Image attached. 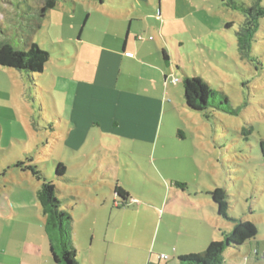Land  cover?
I'll list each match as a JSON object with an SVG mask.
<instances>
[{"label": "rangeland", "instance_id": "374dc122", "mask_svg": "<svg viewBox=\"0 0 264 264\" xmlns=\"http://www.w3.org/2000/svg\"><path fill=\"white\" fill-rule=\"evenodd\" d=\"M235 1L251 6L257 0ZM159 2L134 4L147 27L175 29L171 46L179 82L168 83L170 96L165 100L161 140L155 147L121 139L101 127L89 130L78 146L68 138L77 85L82 76H94L98 71L93 58L99 53L95 31L110 27L108 23L115 21L107 16L114 12L124 15L125 8L101 6L98 0H62L41 21L32 10L42 8L44 0H0V45L11 43L26 50L34 42L51 55L44 73L34 75L35 84L28 82L25 74L0 67V207L15 210L18 230L28 231L32 228L29 223L35 227L41 224L43 215L36 196L41 183L17 167L30 157L50 178H55L58 163L66 166L65 178L57 182V188L65 209L77 222L75 227L72 224L73 236L77 230L84 243L87 235H92L88 228L96 234V242L107 234L108 238L117 235L138 219L130 211L139 202H172L175 191L201 207V212L213 214L217 207L210 193L219 186L230 195V213L257 225L253 245L264 252V159L260 147L264 140V18L253 44V53L261 61L255 67L239 58L236 32L244 15L225 6L229 1L163 0L162 13ZM261 5L264 7V1ZM83 26L84 50L78 42ZM80 55L90 58L84 60ZM194 76L201 77L213 91L227 95L233 108L242 107L240 115L209 109L207 119L205 114L189 111L183 81ZM175 182L185 187H177ZM116 186L127 190L133 199L128 207L116 210L110 221L105 213L113 207ZM95 218L97 224H91ZM221 220L213 217L212 221L219 236L227 224ZM225 253L230 264L236 254L229 249ZM255 259L253 254L250 263L258 264ZM75 260L82 264L79 256ZM260 264H264L263 255Z\"/></svg>", "mask_w": 264, "mask_h": 264}, {"label": "crops", "instance_id": "0c3cea01", "mask_svg": "<svg viewBox=\"0 0 264 264\" xmlns=\"http://www.w3.org/2000/svg\"><path fill=\"white\" fill-rule=\"evenodd\" d=\"M162 1L159 2L160 13ZM99 2L101 6L125 8V13H112L107 18L115 22H109L108 28L98 27L95 31V34H99L98 42L95 43L99 53H95L93 58L97 60L98 71L94 76H82L83 81L77 85L70 117L69 128L72 130L68 138L73 140V145L78 146L84 142L89 130L101 127L108 132L114 131L121 139L156 147L161 140L165 100L170 96L168 83L173 84L176 75L175 51L171 46L175 40V29L167 25L152 29L144 24L139 11H134V4H149L150 0ZM84 29L85 26L78 37L83 50L87 49L84 46L86 41L82 39ZM164 53L168 55V60H165ZM80 58L89 60L90 57L80 55ZM172 191L170 188L169 194ZM60 194L59 190V199ZM113 200L112 209L108 208L105 213L110 221L116 210L123 209L117 207L119 200L116 194ZM63 210L68 212L65 204ZM200 210L201 207L185 200L176 191L172 202H139L138 207L130 211L138 219L133 220L123 232L119 230L117 235L108 238L107 234L100 238L98 244L91 227L87 229L89 233L92 230V235H87V243L81 240L76 230L73 236L76 256H79L82 264H176L180 256L203 253L213 241L222 240L223 232L232 228V224L224 220L227 224H223L219 236L212 221L213 217L216 221L222 218L215 211L212 214ZM14 212L12 208L8 211L0 207V264H56L45 233L44 217L37 227L29 223L27 225L32 228L28 231L23 228L22 231L17 228L19 223L14 222ZM70 215L75 227L77 222ZM90 223L97 224V218L90 220ZM255 240L237 251L231 250L236 255L231 257L230 264H251L253 254L260 264V255L264 258V252L259 245L255 248ZM244 249H248V253L244 254ZM162 255L168 256V259H161ZM244 258L247 260L244 261Z\"/></svg>", "mask_w": 264, "mask_h": 264}, {"label": "trees", "instance_id": "16d2710c", "mask_svg": "<svg viewBox=\"0 0 264 264\" xmlns=\"http://www.w3.org/2000/svg\"><path fill=\"white\" fill-rule=\"evenodd\" d=\"M62 0H44L42 8L32 10L39 14L42 21L48 13L54 10ZM101 1V0H99ZM224 3L234 11L244 15L239 30L236 32L237 52L243 62H248L255 67L260 64V59L253 53V44L260 29V21L264 18V7L257 0L253 5H247L235 0ZM7 1H5L6 3ZM231 25H227L230 27ZM4 34V33H3ZM4 35H8L7 33ZM165 60L168 55L164 53ZM51 60V55L37 43L30 42L28 49L19 50L11 43L0 45V67L16 70L25 74L28 82L35 84L34 75L43 74ZM185 105L189 111L206 114L209 109L216 110L232 116L240 115L242 107L233 108L230 99L224 93L213 91L205 81L199 77H187L183 81ZM35 103V102H34ZM36 104V103H35ZM247 105H244L246 107ZM251 133V130L244 131ZM264 159V140L260 142ZM24 172H30L33 177L41 183L37 191V200L40 204L44 217V228L50 243L51 255L56 264H78L75 260L76 249L73 246L72 216L63 210V203L58 196L57 182L63 181L66 166L58 163L55 169V178L47 176L40 167V164L30 157L27 162L17 165ZM177 187L184 188L185 185L179 182L174 183ZM115 194L119 199L118 208L128 207L130 194L122 187L116 186ZM213 203L216 205V215L232 224V228L222 233L221 241H213L208 248L198 255L180 256L176 264H227L225 252L229 249L237 251L258 236V227L251 221L237 218L230 213V195L223 187L216 186L210 193Z\"/></svg>", "mask_w": 264, "mask_h": 264}, {"label": "built area", "instance_id": "2783aa9c", "mask_svg": "<svg viewBox=\"0 0 264 264\" xmlns=\"http://www.w3.org/2000/svg\"><path fill=\"white\" fill-rule=\"evenodd\" d=\"M158 19H160V18L158 17ZM173 82L174 83H178L179 82V79L177 77H174L173 78ZM160 258L166 260V259H168V256L162 255Z\"/></svg>", "mask_w": 264, "mask_h": 264}]
</instances>
